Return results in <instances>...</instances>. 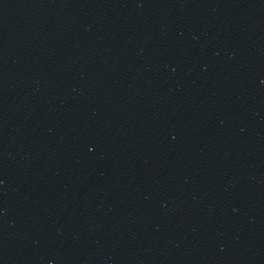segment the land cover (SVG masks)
<instances>
[{
    "label": "water",
    "instance_id": "95a60500",
    "mask_svg": "<svg viewBox=\"0 0 264 264\" xmlns=\"http://www.w3.org/2000/svg\"><path fill=\"white\" fill-rule=\"evenodd\" d=\"M0 264H264V0H0Z\"/></svg>",
    "mask_w": 264,
    "mask_h": 264
}]
</instances>
